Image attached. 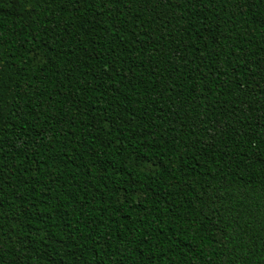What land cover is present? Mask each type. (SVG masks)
Masks as SVG:
<instances>
[{
    "label": "trees",
    "instance_id": "trees-1",
    "mask_svg": "<svg viewBox=\"0 0 264 264\" xmlns=\"http://www.w3.org/2000/svg\"><path fill=\"white\" fill-rule=\"evenodd\" d=\"M0 264H264V0H0Z\"/></svg>",
    "mask_w": 264,
    "mask_h": 264
}]
</instances>
